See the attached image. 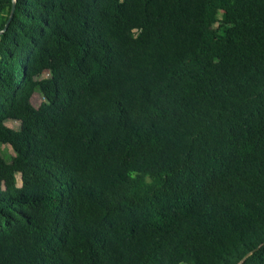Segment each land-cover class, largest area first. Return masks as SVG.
Wrapping results in <instances>:
<instances>
[{"label": "trees", "instance_id": "16d2710c", "mask_svg": "<svg viewBox=\"0 0 264 264\" xmlns=\"http://www.w3.org/2000/svg\"><path fill=\"white\" fill-rule=\"evenodd\" d=\"M12 6L0 264H264V0Z\"/></svg>", "mask_w": 264, "mask_h": 264}, {"label": "rangeland", "instance_id": "374dc122", "mask_svg": "<svg viewBox=\"0 0 264 264\" xmlns=\"http://www.w3.org/2000/svg\"><path fill=\"white\" fill-rule=\"evenodd\" d=\"M17 4V0H14ZM43 100V96L40 93H35L32 97V102L35 106H38L41 101ZM7 125L13 128H19L20 127V121L17 120H8ZM0 152L5 156H11L14 154L13 148L9 144L1 143L0 142ZM18 183L21 185V178L20 175L18 176Z\"/></svg>", "mask_w": 264, "mask_h": 264}, {"label": "water", "instance_id": "95a60500", "mask_svg": "<svg viewBox=\"0 0 264 264\" xmlns=\"http://www.w3.org/2000/svg\"><path fill=\"white\" fill-rule=\"evenodd\" d=\"M12 8H13V13H14L15 12V8H16V2L14 0H13V6H12ZM247 256L248 255H246L245 258L239 264H241L246 259Z\"/></svg>", "mask_w": 264, "mask_h": 264}]
</instances>
